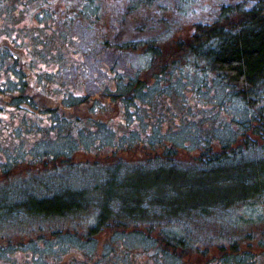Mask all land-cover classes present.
I'll use <instances>...</instances> for the list:
<instances>
[{"label": "rangeland", "instance_id": "rangeland-1", "mask_svg": "<svg viewBox=\"0 0 264 264\" xmlns=\"http://www.w3.org/2000/svg\"><path fill=\"white\" fill-rule=\"evenodd\" d=\"M235 1L238 0H0V264H96L97 260L103 264L160 263L154 255L135 249L131 257L122 253L105 257L109 250L118 249L113 237L115 230L134 237L131 240L127 236L130 239L124 241L126 247L134 248L141 247L137 235L148 238L146 246L160 245L158 239L163 229L185 235L188 246L177 249L178 264H221L224 256H234L233 246L237 254L264 253V217L248 219L243 212L247 206L243 205L228 208L224 214L213 211L208 216L193 215L180 220L162 217L158 208L149 205L144 218L134 223L114 211L106 227L90 234L99 215L103 192L109 186L106 182L112 177L120 180L144 172L148 177L133 175L131 181L138 182L145 190L150 186L147 193L150 201H159L176 191L181 195L191 194L199 184L193 182L190 190H183L178 183L172 182L166 188L158 183L157 174L152 171L167 164L160 157L163 149L151 151L139 145L126 149V144L110 149L108 145L104 148L105 140L101 139L99 144H91L89 152L84 147L70 153L59 152L60 148H69L62 144L63 139H68L67 143L83 142L88 134L81 133L80 128L95 127L86 119L87 105L65 106L62 99L66 93H93L97 98L100 94L96 93L95 84L103 83L112 89L114 84L109 79L112 74L116 70L127 74L125 63L136 59L123 53L122 48L134 47L140 55L145 43L152 41L160 50L155 68L177 59L182 56L181 42L189 40L194 24L214 20L221 5ZM97 5L104 22L95 29L100 41L90 46L87 57L82 53L86 49V36L82 35L78 14ZM68 15H75L74 21L66 23ZM83 60L88 78L77 74L73 66ZM59 65H67L69 70L65 68L60 80H54L51 74ZM152 74L153 70L146 71L142 78L150 81ZM18 89L32 103L14 98ZM4 94L12 99L2 97ZM188 97L195 106L212 104L206 98L204 101L208 102L195 104L193 97ZM103 101L108 107H99L95 115L91 114L104 121L100 134L107 128L116 135L125 134L128 130L124 126L122 105L110 106L109 99ZM57 107L72 123L60 121L55 132L51 113ZM181 111L184 110L178 113ZM77 116L82 118L80 123L74 122ZM171 123H180V119L163 122L161 130L167 131ZM142 127L138 121L131 124V128L139 131H143ZM55 138L58 142H53ZM257 142L256 153H249L250 158L261 155L258 152L261 142ZM52 150L61 154L53 159L37 156ZM197 153L179 150L171 164L178 170L192 169L197 166ZM124 182L126 178L122 179ZM123 188L131 190L124 186L122 190L115 187L114 191L122 196L127 192ZM197 190L198 194L205 192ZM53 196L71 199L76 202L77 210L86 206L80 212L63 216L35 214L32 200ZM258 209L264 212V202H259ZM155 238V244L148 241ZM172 256L165 255L164 264L173 263Z\"/></svg>", "mask_w": 264, "mask_h": 264}, {"label": "trees", "instance_id": "trees-1", "mask_svg": "<svg viewBox=\"0 0 264 264\" xmlns=\"http://www.w3.org/2000/svg\"><path fill=\"white\" fill-rule=\"evenodd\" d=\"M99 11L100 7L97 5L95 8L92 6L85 11L81 10V14H78L82 22V35L86 36V49L82 53L87 57L90 55V46L100 41L95 32L98 24L104 22L98 14ZM73 16L75 15H68L65 22L74 21ZM143 47L140 55H137L134 47L121 49L125 50L123 53L127 52L136 59L125 63L127 74L117 70L112 74L109 78L114 84L112 89L103 83H94L98 89L96 93L100 94L97 98H94L93 93L65 94L62 100L67 108L87 105L86 119L95 127L80 128L81 133L88 134L83 142L67 143L68 139H63L62 144L69 148H60L59 152H73L81 147L89 152L91 144H99L103 141L101 139L105 140L104 148L108 145L110 149L123 144H126V149L135 148L137 145L151 151L163 149L160 157H164L167 164L152 171L157 174L155 178L158 183L166 188L174 182L180 184L181 189L190 190L194 182L199 184L197 189L200 192H205L198 194L196 189L191 194L181 195L176 191L159 201H150L147 195L151 191L150 186L145 190L138 182L131 181L133 175L136 178L141 174L148 177L144 172L122 178H126V184L122 183V179L112 177L106 182L109 186L103 192V201L98 206L99 215L90 228V234L106 227L114 211L116 215L126 217L134 223L144 218L143 213L149 205L158 208L160 216L176 220L193 215L208 216L213 211L217 215L220 212L224 214L235 205L247 206L243 212L248 215V219H262L264 212L258 211V204L264 202V0H238L221 5L214 20L194 24L189 40L181 42L182 56L157 68L155 64L160 56L159 47L152 41L146 42ZM133 62L136 63L135 67ZM73 66H76L77 74H84L88 78L84 60ZM65 68L69 70L67 65H59L51 77L60 80ZM149 70L154 71L150 81L142 78V74ZM187 95L193 97L195 104L208 101L212 104L208 107L195 106ZM2 97L12 99L8 94ZM13 97L32 103L31 98L20 89ZM205 98L209 100L205 102ZM106 99L111 101L108 103L110 106L122 105L126 117L124 126L128 130L125 134L116 135L109 128L102 131L104 134H100L99 129L100 126L103 128L104 121L92 117L91 114L95 115L99 107L107 108L108 105L103 101ZM182 109L184 111L178 113ZM59 110L57 107L51 113V125L55 132L60 121H67L70 125L72 123ZM174 118L180 119V123H171L167 131H162L163 122L175 120ZM81 121V117L74 118L76 123ZM137 121L142 124L143 131L131 128V124ZM59 135L62 137L63 133ZM241 136L245 137H242L244 140ZM257 140L261 142L258 150L261 155L257 157L255 154L250 158L249 153H256L254 150L257 149ZM54 141L58 142V139L55 138ZM179 150L198 152L197 166L189 170H178L173 166L172 157ZM52 151L37 156L39 159H53L59 152ZM182 180H186V183H179ZM124 186L131 190L123 188L127 192L122 196L114 191L115 187L121 189ZM32 202L35 203V214L47 217L77 213L86 206L77 210L76 202L56 196L43 197ZM114 232L118 249L109 250L105 257L112 253L131 257L134 255L132 249H135L154 255L160 261L157 264H164L162 258L165 255H173V263L170 264H178L179 258L175 254L177 249L188 246L185 235L169 229L161 231L158 239L160 245L155 246H146L148 238L137 235L136 239L141 244L139 248L124 245L128 237L131 240L134 237L125 236L118 230ZM148 241L155 244L157 238ZM234 248L233 246L234 256H224L221 264H264V253L244 251L237 254L238 250ZM95 263L103 264L101 260Z\"/></svg>", "mask_w": 264, "mask_h": 264}]
</instances>
